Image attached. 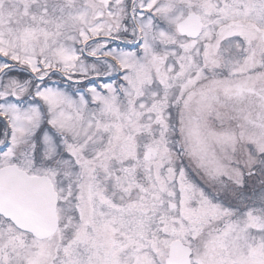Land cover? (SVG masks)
I'll return each instance as SVG.
<instances>
[{
  "label": "snow or ice",
  "instance_id": "6c2138e0",
  "mask_svg": "<svg viewBox=\"0 0 264 264\" xmlns=\"http://www.w3.org/2000/svg\"><path fill=\"white\" fill-rule=\"evenodd\" d=\"M0 264H264V0H0Z\"/></svg>",
  "mask_w": 264,
  "mask_h": 264
}]
</instances>
